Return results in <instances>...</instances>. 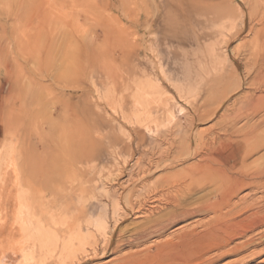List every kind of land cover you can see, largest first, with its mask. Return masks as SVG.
<instances>
[{
	"label": "rangeland",
	"instance_id": "rangeland-1",
	"mask_svg": "<svg viewBox=\"0 0 264 264\" xmlns=\"http://www.w3.org/2000/svg\"><path fill=\"white\" fill-rule=\"evenodd\" d=\"M156 1L0 0V146L6 140L14 142L21 184L16 193L22 191L27 209L35 211L39 217L49 220L53 213L60 212L70 224L85 225L89 218L105 213L112 225L111 196L124 199V180L130 175L137 176L139 164L160 159L161 150L171 148L172 158L179 147L191 141V145H201V152L214 149V158L222 159L230 130L241 128L242 132H247L261 126L260 135L264 138V110L253 114L250 109L249 100L253 95L264 94V80L250 83L255 73L247 77L249 80L246 79L244 86L230 91L224 100L221 80L204 84V79L200 82L202 79H195L194 75L190 80L197 86V94L187 100L173 85L174 81L185 80L184 47L197 48L194 33L195 30L200 32L199 25L203 21L209 33L206 32L202 42L218 41L217 49L236 47L241 40H252V35L243 33L241 40L235 37L227 43L228 37L221 34V21L213 22L210 15L208 19L193 14L176 27L179 33L175 36L174 23H168L167 27L166 21L178 13L171 11L170 0ZM222 1L226 2L213 0ZM249 45L242 46L241 50ZM229 64L230 61L225 65L226 76L232 69ZM145 70L159 75L174 97L172 106L176 109L171 126L160 128L154 136L112 112L97 91L111 84L116 85L120 94H125V85L131 84ZM244 93L248 94L247 98L252 97L247 99ZM217 105L219 108L213 116L212 110ZM178 106L182 111H178ZM239 107L244 109L246 117L245 113L236 116ZM196 113L203 114L206 120L198 121ZM220 138L225 144H221ZM198 158L197 155L187 157L174 169L195 163ZM247 159L250 166L264 165V145ZM167 171L156 172L149 182H155ZM113 178L116 181H112ZM104 187L109 189L110 196L101 195ZM137 188L138 193L145 192L143 187ZM255 188H245L239 196H248L249 202L258 199L264 189ZM197 193L198 197L194 194L193 199L213 197L208 190ZM48 200L55 203L49 204ZM210 218V214L202 212L173 224L154 238L150 236L142 242L123 243L119 247L113 245L105 253L106 242L102 238L92 239L96 249L83 256L78 264L122 262L126 256L137 252H141L140 260H144L140 263L160 264L156 244L177 241L176 234L182 229H201ZM135 220L134 217L124 218L119 225L128 224L132 230ZM259 232H255L256 237ZM129 233H124L125 237ZM263 248L264 243L227 255L215 264H264V253L255 258L251 255V250Z\"/></svg>",
	"mask_w": 264,
	"mask_h": 264
},
{
	"label": "bare ground",
	"instance_id": "bare-ground-1",
	"mask_svg": "<svg viewBox=\"0 0 264 264\" xmlns=\"http://www.w3.org/2000/svg\"><path fill=\"white\" fill-rule=\"evenodd\" d=\"M156 2L158 3V0ZM168 5L171 11L173 9L178 14L174 18L173 15L168 17L167 27L168 23L173 22L176 29L181 22L188 20L193 14L202 17L210 15L212 17L210 20L213 22L221 21V34L228 37L227 40L224 38L227 43L235 37L241 40L240 35L243 33L247 36L252 35V40L245 42L241 40L236 47L231 48L229 45L226 50L218 48L220 52L218 54L217 47L220 44L218 41L202 42L206 29H209L203 21L202 25H199L200 32L195 30L194 33L197 48L185 43L190 46L184 47L185 80L173 82L183 99L187 100L197 94V86L190 80L194 79V75H196L195 79H202L198 80L200 82L204 79V84L216 80L223 81L222 100L227 98L230 91H236L244 86L247 77L251 78L253 73L255 74L251 82L249 81L251 84H255V80H264V0H236V2L170 0ZM261 23L262 25L258 26ZM187 30L189 32V29ZM177 32V29L174 30V34L179 33ZM247 45H249L247 49L241 50L242 46ZM145 49L147 51L146 45ZM146 55L148 56L147 53ZM229 61L232 69L226 76L224 70ZM198 81L196 80L197 83ZM97 91L101 101H104L112 112L121 114L122 118L133 126L145 128L153 136L160 132V128L171 126L175 121L176 109L172 106L174 97L159 75L149 70H145L131 84L125 85L123 92H126V95L120 94L116 85L111 84L102 90L97 88ZM247 95L244 97L247 98ZM253 96L249 101L250 109L254 114L264 110V94ZM218 108L217 105L211 115L214 116ZM182 109L179 107L178 111ZM240 113H245L242 107L238 108L236 116L240 117ZM224 116L228 117L226 113ZM196 118L198 121L206 120L203 114L199 113H196ZM260 127L247 132H242L241 128L232 132L230 130L225 151L223 156L221 155L222 159L214 158L212 153L214 149L204 153L200 151L202 149L199 147L200 144L197 147L188 141L181 148L179 147V150H175L177 153L172 158L171 148L167 147L168 149L159 152L160 159L139 164L137 176L133 178L130 175L124 180L126 185L121 183L124 184V199L111 196L114 218L112 225L109 224L105 213L89 218L85 225L81 223L73 225L60 212L53 213L50 219L46 220L39 217L35 211L27 209L22 191L16 193L21 184L15 144L13 141H4L0 146V264H50L52 261L55 264H78L83 256L96 249L92 239L97 241L102 238L106 242L103 247L105 253V250L112 249L113 245L119 247L123 243L129 245L142 242L150 236L154 238L173 224L202 212L210 214L211 218L202 224L201 229L195 227L182 229L176 234L177 241L172 239L156 244V256L160 264H215L227 255L238 254L262 245L264 191L258 199L253 198L254 200L250 202L248 196H239L245 188L264 189V165L254 167L249 165V161L247 163V158L264 145ZM122 132L126 133L124 129ZM220 141L221 144H225L223 139L220 138ZM194 155L199 157L195 163L174 169L183 159ZM161 169L169 171L161 174L162 176L155 182L153 180L149 182ZM115 179L111 180L116 181ZM140 186L145 192L138 193L137 187ZM204 190L210 191L213 197L204 199L202 196L193 199L194 194L198 197L197 192ZM109 192V189L104 187L101 195L110 196ZM48 203L53 204L55 201L48 200ZM164 210L166 211L163 212ZM131 217L136 219L132 222L134 225L132 230L128 224L120 227L119 222L122 219ZM256 231H260L259 237L255 236ZM126 232L130 233L125 237ZM251 251V255L255 258L264 253V248ZM140 255L141 252L132 253L122 262L119 260L109 263L142 264L143 262L140 261L143 259L140 260Z\"/></svg>",
	"mask_w": 264,
	"mask_h": 264
}]
</instances>
